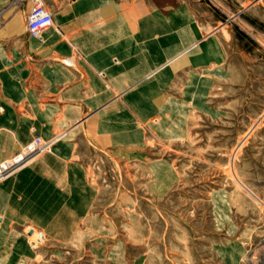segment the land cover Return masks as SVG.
<instances>
[{"label":"crops","instance_id":"obj_1","mask_svg":"<svg viewBox=\"0 0 264 264\" xmlns=\"http://www.w3.org/2000/svg\"><path fill=\"white\" fill-rule=\"evenodd\" d=\"M45 1L56 29L31 38V9L0 29V163L37 138L54 142L0 184L5 221L82 204L94 166L143 155L149 134L178 137L191 106L237 79L243 40L264 37V0Z\"/></svg>","mask_w":264,"mask_h":264},{"label":"rangeland","instance_id":"obj_2","mask_svg":"<svg viewBox=\"0 0 264 264\" xmlns=\"http://www.w3.org/2000/svg\"><path fill=\"white\" fill-rule=\"evenodd\" d=\"M31 7L0 0V29ZM242 47L237 79L191 106L178 137L149 134L143 155L94 166L82 204L0 219V264H264V37Z\"/></svg>","mask_w":264,"mask_h":264},{"label":"built area","instance_id":"obj_3","mask_svg":"<svg viewBox=\"0 0 264 264\" xmlns=\"http://www.w3.org/2000/svg\"><path fill=\"white\" fill-rule=\"evenodd\" d=\"M28 1L32 2V8L26 18V30L31 38H39L50 28H56L53 13L45 0ZM66 65L73 66V64L70 63H66ZM50 147L51 144L43 142L40 138L33 140L27 148H25V152L19 154L10 161H6L7 166L1 164V168L0 165V179L9 175L7 173H12L28 163L33 157L39 156L44 152H49Z\"/></svg>","mask_w":264,"mask_h":264},{"label":"bare ground","instance_id":"obj_4","mask_svg":"<svg viewBox=\"0 0 264 264\" xmlns=\"http://www.w3.org/2000/svg\"><path fill=\"white\" fill-rule=\"evenodd\" d=\"M31 2V1H30ZM31 4H32V2H31ZM32 8V7H31ZM51 29H56V28H50L49 30H51ZM49 30H47V31H49ZM46 31V32H47ZM45 33V32H44ZM43 36V35H42ZM40 38V37H39ZM200 42V41H199ZM66 63H70V64H74V62L73 61H71L70 60V62H68V60H66L65 61ZM43 142H48V141H44L43 139H41ZM49 144H51V147H50V150L53 148V144H54V142H48ZM25 150L26 149H24L23 148V150H22V153L23 152H25ZM45 153V152H44ZM21 154V153H20ZM43 154V153H42ZM42 154H41V156H42ZM40 156V155H39ZM39 156H35V157H33L28 163H26L25 165H23L22 167H20V168H18L16 171H14V172H12V173H7V174H9V175H7V176H5V177H2V179H0V182H2L3 180H5V179H7V178H10L11 176H13L14 174H16L17 172H20L21 170H23L24 168H26V167H28V166H31V165H33L37 160H38V158H39ZM40 156V157H41ZM14 158H16V156L15 157H13V158H11V159H9V160H5L4 162H1L0 163V165L2 164V165H5V166H7V162L6 161H10V160H12V159H14ZM2 165H1V168H2ZM164 165H161L160 166V169L163 167ZM166 171L162 168V170H161V174L162 173H165ZM17 175V174H16ZM0 178H1V176H0ZM75 217V216H74ZM33 231V230H32ZM64 237V236H63ZM64 238H66V237H64ZM35 244V242H33V244L32 245H34ZM20 247H22L23 248V245H20ZM232 255H234V256H236L237 255V252H236V250H233V252H232ZM9 258V257H8Z\"/></svg>","mask_w":264,"mask_h":264}]
</instances>
